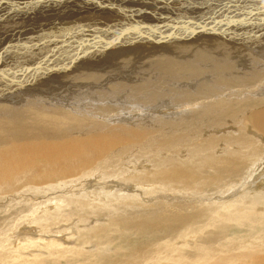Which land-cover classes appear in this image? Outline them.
Returning a JSON list of instances; mask_svg holds the SVG:
<instances>
[{
    "label": "rangeland",
    "instance_id": "rangeland-1",
    "mask_svg": "<svg viewBox=\"0 0 264 264\" xmlns=\"http://www.w3.org/2000/svg\"><path fill=\"white\" fill-rule=\"evenodd\" d=\"M103 10L120 13L114 5L93 11ZM12 13L3 16L15 25L0 19V158L9 162L0 168V264H264V134L247 119L264 107V20L181 44L149 40L132 25L134 37L116 44L125 26L104 14L94 28L68 20L20 26ZM85 28L97 38L82 52ZM95 52L106 54L97 60ZM21 66L22 80L2 76ZM20 129L57 144L54 137L69 136L79 150L58 162L33 151L30 162L8 145ZM100 136L118 142L107 150L83 144ZM202 241L215 249L186 251Z\"/></svg>",
    "mask_w": 264,
    "mask_h": 264
},
{
    "label": "bare ground",
    "instance_id": "bare-ground-1",
    "mask_svg": "<svg viewBox=\"0 0 264 264\" xmlns=\"http://www.w3.org/2000/svg\"><path fill=\"white\" fill-rule=\"evenodd\" d=\"M185 1V4L181 5V4H174L176 2V0H0V19L4 20L2 22H6V25H15V23H11L9 22V19H4L3 15H8L10 13V11H13L14 14L12 13V20L16 18V21L19 20V24L24 25L25 23H29V22H35L37 25L40 22L42 24V22H47L50 24V22H57V20H60L62 22L64 21H74L75 23H73L72 25H83V27H88V26H93V25H98L97 22H99V20L104 18V15H106L107 17L104 19H109L110 22L114 21L115 24L112 25H120L122 28L121 30L119 28H117L116 30V44H118L119 42H123V39H121L122 36H126L131 35L132 36V32H134V27H131L132 25H136V26H141L143 28V30L145 32L148 33V35H146V38L149 40H154V41H159V40H167L169 39V41H173L174 39L177 40V44H181L183 43V40L186 39H196L197 37H201L202 35L200 34V31H204V30H210L214 32H217L219 30H221L220 28H226V27H232L235 25H242V24H247V25H252L254 24L259 18L262 19V21L264 20V0H182V2ZM234 1L236 3V5L233 7L232 10H230V4H233ZM180 2V0H179ZM238 4V5H237ZM107 5H114V6H118L120 7V13L117 12H109L108 10H103L101 13L102 14H95L93 10L101 7L107 6ZM94 8H93V7ZM232 7V6H231ZM117 9V8H116ZM74 10L77 11V13H74ZM112 10V9H111ZM70 11H73V13H69ZM116 11V10H115ZM123 11V12H122ZM244 11H246L244 13ZM86 13H91V14H86ZM215 13V16L212 17L211 14ZM104 14V15H103ZM9 16V15H8ZM51 16H54V18H52L53 20L51 21L49 18H51ZM118 17H121L122 19H118ZM11 18V17H9ZM257 19V20H256ZM1 21V20H0ZM195 21L197 24L195 23L192 24V22ZM240 21V22H239ZM59 22V21H58ZM39 23V24H40ZM109 23V22H108ZM261 21H257L255 24H260ZM56 25H66V24H61L60 23H55ZM209 24V25H208ZM36 25V26H37ZM52 25V23L50 24ZM110 25V24H108ZM225 25V26H224ZM39 26V25H38ZM41 26V25H40ZM29 27V26H28ZM27 27V28H28ZM49 27V26H48ZM95 28V26H93ZM117 27V26H116ZM131 27V28H130ZM219 27V29H218ZM7 28V27H6ZM34 28V27H33ZM66 28V27H63ZM140 28V27H139ZM138 28V29H139ZM141 28V29H142ZM12 29V28H11ZM30 29V28H29ZM40 29V28H39ZM137 29V30H138ZM234 29V28H233ZM136 30V31H137ZM223 30V29H222ZM3 31V30H2ZM5 31H8L7 29ZM127 31V32H126ZM226 31V30H224ZM18 31L15 30V28L13 29V31L10 34H15ZM30 32V30H29ZM82 35L83 33L86 34V36L88 37L87 39H85L84 43H83V49L82 52L85 51L87 48H89L90 46L93 47V43L94 40L97 38V35H95V33L88 29L85 28L83 29V32L79 31ZM78 32V33H79ZM49 33V32H48ZM55 33V32H54ZM54 33L52 34V37L54 35ZM210 33V34H212ZM222 33V32H221ZM221 33H215V37H221ZM227 33V31H226ZM260 33V32H259ZM50 34V33H49ZM77 34V33H76ZM94 34V35H93ZM5 35V34H3ZM74 35V34H73ZM81 35V36H82ZM92 35V36H91ZM10 36V35H9ZM24 36L26 35H22V32L20 34V36H16L17 39L19 37V39H23ZM48 36V35H47ZM75 36V35H74ZM91 36V37H90ZM137 36V35H136ZM135 36V37H136ZM153 36V37H152ZM209 36V34L207 35ZM253 36V35H252ZM257 36V35H256ZM83 37V36H82ZM134 37V36H132ZM213 37V35H212ZM260 37V36H259ZM15 38V37H14ZM123 38V37H122ZM182 38V39H180ZM239 38V37H238ZM4 39V38H3ZM110 39V38H107ZM125 39V38H124ZM134 39V38H133ZM142 39V38H141ZM198 39V38H197ZM203 39V38H202ZM212 39V38H210ZM227 39V38H226ZM247 39V38H246ZM256 39V38H255ZM78 40V39H77ZM105 40V39H104ZM103 40V41H104ZM111 40V39H110ZM208 40V39H207ZM222 40V39H221ZM260 40V39H258ZM74 41V40H73ZM72 41V42H73ZM128 41V39H127ZM153 41V42H154ZM168 41V40H167ZM199 41V40H198ZM204 41V40H203ZM212 41V40H211ZM218 41V40H217ZM246 41V40H245ZM67 42V41H66ZM102 42V41H100ZM105 42V41H104ZM135 42V40L133 41ZM70 43V42H69ZM189 42H186V44ZM229 43V41H228ZM236 43V42H235ZM262 43V42H261ZM75 44V43H74ZM108 44V43H107ZM195 44V42L191 43L190 45ZM218 44V43H217ZM227 44V43H226ZM245 44V43H244ZM4 45V44H3ZM66 45V43H65ZM69 45V44H68ZM98 46L100 44H97ZM96 45V46H97ZM142 45V44H140ZM147 45V43H146ZM189 45V44H188ZM203 45V44H202ZM216 45V44H215ZM214 45V46H215ZM225 45V44H224ZM230 45V44H229ZM228 45V46H229ZM243 45V44H242ZM248 45V44H247ZM43 46V45H41ZM67 46V45H66ZM72 46V45H71ZM75 47V45H73ZM109 46V45H108ZM149 46V45H148ZM184 46H187L184 44ZM195 46V45H194ZM207 46V45H206ZM11 47V46H10ZM44 47V46H43ZM54 47V46H53ZM52 47V48H53ZM68 47V46H67ZM79 47V44L78 46ZM115 47V46H114ZM142 47V46H141ZM191 47V46H190ZM216 47V46H215ZM238 47V46H237ZM251 47V46H250ZM249 47V48H250ZM39 48V47H38ZM41 48V47H40ZM39 48V49H40ZM110 48V47H109ZM4 49V48H3ZM9 49V48H8ZM139 49V48H138ZM143 49V48H142ZM198 49V48H197ZM204 49V48H203ZM211 49V48H210ZM215 49V48H214ZM222 49V48H221ZM234 49V48H232ZM241 49V48H240ZM245 49V48H244ZM2 50V49H0ZM5 50V49H4ZM41 50V49H40ZM45 50V49H44ZM98 50V49H97ZM96 50V51H97ZM119 50V49H118ZM145 50V49H144ZM143 50V51H144ZM190 50V49H189ZM209 50V49H207ZM216 50H220V48H217ZM231 50V49H230ZM235 50V49H234ZM243 50V49H242ZM254 50V49H253ZM39 51V50H38ZM46 53L49 51L48 49L45 50ZM44 51V52H45ZM95 51V50H94ZM111 51V50H110ZM123 51V50H121ZM128 51V50H127ZM198 51V50H197ZM247 51V50H246ZM249 51V50H248ZM53 50H51V52L49 54H53ZM81 52V53H82ZM89 52V51H87ZM106 52V51H105ZM108 52V50H107ZM134 52V51H132ZM166 52V51H165ZM245 52V51H244ZM4 53V52H3ZM66 53V51H65ZM71 53V52H69ZM93 54V52H91ZM90 53V54H91ZM122 53V52H121ZM124 53V52H123ZM128 53V52H127ZM187 53V52H186ZM200 53V51H199ZM209 53V52H208ZM218 53V52H217ZM220 53V52H219ZM228 53V52H227ZM249 53V52H248ZM87 54V53H86ZM95 58H97V60L102 57L103 55H105L106 53L102 54H97L95 52ZM139 54V53H138ZM146 54V53H145ZM162 54V52H161ZM174 54V53H172ZM206 54V53H205ZM203 54V55H205ZM215 54V53H214ZM221 54V53H220ZM233 54V53H232ZM235 54V53H234ZM241 54V53H239ZM75 55V54H73ZM77 55V54H76ZM114 55V54H113ZM163 55V54H162ZM167 55V54H166ZM197 55V54H196ZM199 55V54H198ZM201 55V54H200ZM208 55V54H207ZM231 55V54H230ZM244 55V54H243ZM248 55V54H247ZM38 56V55H36ZM72 56V54H71ZM84 56V55H82ZM130 56H131V52H130ZM151 56V55H150ZM177 56V55H175ZM195 56V55H194ZM214 56V55H212ZM234 56V55H233ZM240 56V55H239ZM129 56H127L128 58ZM137 57V56H136ZM135 57V58H136ZM149 57V56H148ZM183 57V56H182ZM190 57V56H189ZM196 57V56H195ZM231 57V56H230ZM252 57V56H251ZM28 58V57H27ZM46 58V57H45ZM139 58V56H138ZM202 58V57H201ZM234 58V57H233ZM131 59V57H130ZM129 58L127 60H130ZM173 59V58H172ZM177 59V58H176ZM226 59V58H225ZM232 59V58H231ZM243 59V58H242ZM249 59V57L247 58ZM120 60V59H119ZM171 60V58H170ZM187 60V59H186ZM205 60V58H204ZM224 60V59H223ZM235 60V58H234ZM244 60V59H243ZM108 61V60H107ZM117 61V60H116ZM115 61V62H116ZM214 61V60H213ZM228 61V60H227ZM236 61V60H235ZM248 61V60H247ZM255 61V60H254ZM253 61V62H254ZM118 62V61H117ZM163 62V61H161ZM211 62V61H210ZM226 62V60L224 61V63ZM229 62V61H228ZM234 62V61H233ZM15 62H13L14 64ZM165 63V61H164ZM196 63V62H195ZM201 63V62H200ZM199 63V64H200ZM250 63V62H249ZM264 63V62H263ZM124 64V63H123ZM132 64V63H131ZM203 64V63H202ZM229 64V63H228ZM227 64V66H228ZM233 63L230 62V65H232ZM236 64V63H235ZM166 65V64H165ZM164 65V66H165ZM170 65V64H168ZM198 65V64H197ZM219 65V64H218ZM224 65V64H223ZM222 65V66H223ZM229 65V67H230ZM12 66V65H11ZM158 66V65H157ZM238 66V65H236ZM138 67V66H137ZM162 67V66H161ZM171 67V66H170ZM178 67V66H177ZM202 67V66H201ZM225 67V66H224ZM228 67V68H229ZM258 67V66H257ZM23 71H15V70H11L9 68L5 69V72L2 74V76L4 78H13L14 80H18V78H15L16 76H19V80H22L21 78H24L26 76L25 71L26 68H23L21 66ZM122 68V67H121ZM175 68V67H174ZM223 68V67H221ZM218 68V69H221ZM231 68V67H230ZM247 68V67H246ZM251 68V65H250ZM255 68V67H254ZM36 69V68H35ZM166 69V68H164ZM177 69V68H176ZM195 69V68H194ZM224 69V68H223ZM227 70V68H225ZM234 70V68H232ZM240 69V68H239ZM243 69V68H242ZM252 69V68H251ZM19 70V69H18ZM173 70V68H172ZM180 70V69H179ZM178 70V71H179ZM204 70V69H203ZM261 70V69H258ZM257 70V71H258ZM115 71V70H114ZM183 71V70H182ZM217 71V70H216ZM229 71V70H228ZM232 71V70H231ZM245 71V70H243ZM252 71V70H250ZM254 71V70H253ZM123 72V71H122ZM170 72V71H169ZM200 72V71H199ZM241 72V71H240ZM30 73V72H29ZM192 73V71H191ZM215 73V72H214ZM258 73V72H257ZM167 74V73H166ZM169 74V73H168ZM206 74V73H205ZM213 74V73H212ZM37 75V74H36ZM234 75V74H233ZM240 75V74H239ZM238 75V76H239ZM34 76V75H33ZM38 76V75H37ZM123 76V75H122ZM170 76V74H169ZM216 76V75H214ZM213 76V77H214ZM226 76V75H225ZM241 76H245L241 75ZM250 76V75H249ZM2 77V78H3ZM200 77V76H199ZM198 77V78H199ZM222 77V76H221ZM240 77V76H239ZM255 77V76H254ZM253 77V78H254ZM9 78V79H10ZM197 78V77H194ZM203 78V77H202ZM264 78V77H263ZM8 79V80H9ZM200 79V78H199ZM198 79V80H199ZM223 79V78H222ZM202 80V79H200ZM205 80V79H204ZM251 80V79H250ZM258 80V79H257ZM2 81V80H0ZM7 81V80H6ZM4 80V82H6ZM155 81V80H154ZM226 81V80H225ZM245 82V80H243ZM242 81V82H243ZM248 81V80H246ZM262 81V80H261ZM157 82V81H156ZM203 82V81H201ZM233 82V81H232ZM237 82V81H236ZM243 82V83H244ZM257 82V81H256ZM214 83V82H213ZM231 83V82H230ZM239 83V82H238ZM260 83V82H258ZM17 86H19L18 84H22V82H16L15 83ZM207 84V83H206ZM224 84V83H223ZM246 84V83H245ZM254 84V83H253ZM209 85V84H208ZM211 85V84H210ZM229 85V84H228ZM251 85V83H250ZM247 86V85H246ZM253 86V85H251ZM257 86V85H256ZM216 87V86H215ZM230 87V86H229ZM17 88V87H16ZM19 89L21 88L18 87ZM240 88V87H239ZM22 89V88H21ZM212 89V88H211ZM232 89V88H231ZM235 89V88H233ZM245 89V88H244ZM10 90V89H9ZM207 90V89H206ZM236 90V89H235ZM242 90V89H241ZM240 90V91H241ZM13 91V90H12ZM201 91V90H199ZM205 91V90H204ZM212 91V90H211ZM14 92V91H13ZM203 92V90H202ZM207 92V91H206ZM2 93V91H1ZM153 93V92H151ZM218 93V92H217ZM239 93V92H238ZM243 93V92H242ZM3 94V93H2ZM6 94V93H5ZM148 94V93H147ZM8 95V94H7ZM150 95V94H149ZM152 95V94H151ZM197 96V95H196ZM202 96V95H201ZM233 95H231L232 97ZM243 96V95H242ZM0 97H2L0 95ZM228 97V96H226ZM200 98V97H199ZM246 98V97H245ZM228 99V98H227ZM254 99H256L254 97ZM259 99V98H258ZM230 100V99H229ZM233 100V98H232ZM20 101V100H19ZM231 101V100H230ZM245 102V100L243 101ZM241 103V101L239 102ZM39 105V104H38ZM26 107V106H25ZM257 107V106H256ZM23 108V107H22ZM21 108V109H22ZM33 109V108H32ZM34 110V109H33ZM37 110V109H36ZM35 111V110H34ZM26 113V112H25ZM37 113V112H36ZM39 113V112H38ZM247 119L248 121L254 126L253 128H255L256 130H258L257 133H263L264 134V107L262 108H255L254 110H250L249 113L247 114ZM243 117V116H242ZM27 119V118H26ZM244 120V119H242ZM247 122V121H246ZM251 128V127H250ZM108 130V129H107ZM245 130V129H244ZM136 131V130H135ZM253 131V130H252ZM113 132V131H112ZM140 132V131H139ZM143 132V131H142ZM18 135L17 137L13 138L9 137V144L13 145L12 148V152H15L19 155H21L22 158H29L30 155H32L31 153L33 151H35V154L38 158L41 157H45L44 160H48L51 162L52 161H57V160H61V159H67L65 158L64 154H69V156H71L72 152L77 153L79 150V147L75 150H71L70 146H68V142L69 140L66 138H68L69 136H63V137H54L53 139L55 141H57L59 144L54 143V142H46V140H44L43 138L47 139L46 134H39L36 135L34 133H29L28 130H24V129H20L19 131L16 132ZM46 133V132H45ZM137 133V132H136ZM84 134V133H83ZM107 134V133H106ZM143 134V133H141ZM114 135V134H113ZM134 135V134H133ZM256 135V134H255ZM259 135V134H258ZM143 136V135H142ZM145 136V135H144ZM114 137V136H113ZM123 138V137H122ZM134 138V137H133ZM258 138V137H257ZM64 139V141H62V143L60 144V142L58 140ZM118 139V138H117ZM117 139L111 138V137H107V136H100L98 138H88L83 142V144L90 146L92 148H99L101 150H107L110 149V147H113L117 144ZM48 140V139H47ZM129 140V139H128ZM131 140V139H130ZM130 140L128 142H130ZM136 140V139H135ZM246 140V139H245ZM43 141V142H41ZM250 141V140H249ZM71 142L73 144L76 143V141L73 139H71ZM244 142V141H243ZM2 143V142H1ZM33 143V144H32ZM159 144V143H158ZM252 144V143H251ZM5 145V144H0V146ZM156 146V145H155ZM3 149V150H1ZM235 151V150H234ZM242 151V150H241ZM5 152V148H0V155H2ZM238 152H240L238 150ZM236 154V153H235ZM67 156V157H69ZM76 156V155H75ZM231 156V154H230ZM32 157V156H31ZM48 158V159H46ZM33 159V158H32ZM43 159V158H42ZM41 159V161H43ZM77 158H72L70 160H76ZM30 162L31 159L29 158ZM36 160V159H35ZM39 161V160H38ZM67 161V160H66ZM63 161L61 162L63 165H67L70 162H66ZM21 163H19L20 167H24V160L23 161H19ZM26 162V165L30 164ZM34 162V161H32ZM44 162V161H43ZM47 162V161H46ZM58 162V161H57ZM73 162V161H72ZM71 162V163H72ZM75 162V161H74ZM37 163V162H35ZM48 163V162H47ZM76 163V162H75ZM52 164V163H51ZM9 165V162L7 160H2L0 158V168L2 167L4 169L5 172V167ZM35 165V164H34ZM42 165V164H41ZM54 165V164H53ZM52 166V165H51ZM28 167V166H27ZM44 167V166H43ZM59 167V165L57 166ZM256 167V165H255ZM29 168V167H28ZM23 169V168H22ZM46 169V167H45ZM44 169V170H45ZM50 169V168H49ZM48 169V170H49ZM55 169V168H54ZM42 171L43 173L45 171ZM56 170V169H55ZM53 171V170H52ZM3 172V176L5 179H7V177L9 178L10 175L5 174ZM12 172V170L10 171ZM42 172H38L37 174ZM57 171L55 172V174L52 175H58L56 174ZM65 174V173H64ZM79 174V173H78ZM245 174V173H244ZM247 174V173H246ZM49 175V174H48ZM68 175V174H67ZM43 175H40V178ZM45 176V175H44ZM47 176V175H46ZM46 176L44 178H46ZM60 176V175H59ZM65 176V175H64ZM246 176V175H245ZM244 176V178H245ZM36 177V176H35ZM39 178V176H37ZM33 178V179H37ZM53 177V176H52ZM49 179V177H47ZM46 178V179H47ZM61 178V177H60ZM1 179V178H0ZM42 179V178H41ZM97 179H99L97 177ZM44 180V179H43ZM24 181V180H21ZM98 181V180H97ZM2 182L3 179H2ZM17 182V180H16ZM77 182V181H76ZM10 183V182H9ZM19 183V182H17ZM72 183V182H71ZM100 183V182H99ZM12 184V183H11ZM65 184V183H64ZM42 185V184H41ZM99 185V184H98ZM237 190V189H236ZM71 191V190H70ZM247 191V190H246ZM71 193V192H70ZM264 194V193H263ZM18 198V197H17ZM259 198H264V195L259 197ZM56 199V198H55ZM164 198H162L161 200H163ZM231 199V198H230ZM255 199V198H254ZM239 200V199H238ZM246 201V200H244ZM211 203V202H208ZM212 204V203H211ZM222 203H220L221 205ZM230 204V203H229ZM246 205V203H244ZM250 204V203H249ZM260 206L264 207V201L262 203L259 204ZM248 206V205H247ZM54 207V206H53ZM177 208V207H176ZM227 209V208H226ZM225 209V211H226ZM264 209V208H263ZM65 212V211H64ZM221 215V214H220ZM228 215V213H227ZM226 216V215H223ZM229 216V215H228ZM227 218V217H226ZM229 218V217H228ZM233 218V217H232ZM225 219V218H224ZM231 219V218H230ZM222 221V220H221ZM227 221V219H226ZM235 221V220H234ZM232 222V221H231ZM70 223V222H69ZM220 225V224H219ZM38 226V225H37ZM46 226V225H45ZM32 227V226H31ZM33 229V228H32ZM31 229V230H32ZM30 230V231H31ZM250 236V234H248ZM49 237V236H48ZM258 237V236H257ZM249 238V237H248ZM35 239H41V237H36ZM55 239V238H54ZM48 240V239H47ZM60 240V239H59ZM58 240V241H59ZM83 242V241H82ZM57 243V242H56ZM168 243V242H167ZM46 244V243H45ZM52 244V243H51ZM178 244V243H177ZM204 244V246L206 248L209 249H215V247L211 244H208V242H201L199 245L193 244L190 245L189 247L186 248V251H193L195 250V252H205L206 250L201 248V245ZM247 244V243H246ZM257 244V243H256ZM258 244H263V242H260ZM57 245V244H56ZM168 245V244H167ZM59 246V245H58ZM262 246V245H261ZM39 248V247H38ZM100 248V247H99ZM260 251H264V249H259ZM53 251V250H51ZM101 251V249L99 250ZM104 251V248H103ZM105 252V251H104ZM100 255H103L101 253H99ZM236 254V253H235ZM99 255V256H100ZM215 264V263H213Z\"/></svg>",
    "mask_w": 264,
    "mask_h": 264
}]
</instances>
